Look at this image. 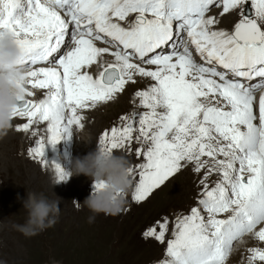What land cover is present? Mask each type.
Returning a JSON list of instances; mask_svg holds the SVG:
<instances>
[{"label":"snow or ice","instance_id":"6c2138e0","mask_svg":"<svg viewBox=\"0 0 264 264\" xmlns=\"http://www.w3.org/2000/svg\"><path fill=\"white\" fill-rule=\"evenodd\" d=\"M218 3L225 14L247 6L232 32L212 30L217 21L206 18ZM8 33L29 54L22 61L27 85L47 91L36 102L27 87L15 118L28 122L17 131L47 122L55 146L83 126L80 110L113 100L138 75L154 81L137 93L146 111L122 117L126 126L100 140L114 152L138 133L148 145L138 173L130 171V180L138 176L132 199L144 202L182 162L194 163L196 172L207 168L205 181L220 176L214 187L204 183L202 209L174 219L171 235L166 219L145 231L146 239L166 244L160 264H227L245 234L255 231L264 242V228L257 230L264 224V95L258 113L254 107L264 92V0H0V39ZM105 53L115 62L94 78L88 69ZM31 154L44 158L45 142ZM57 172L66 178L59 165ZM250 251L252 261L264 262V250Z\"/></svg>","mask_w":264,"mask_h":264},{"label":"rangeland","instance_id":"374dc122","mask_svg":"<svg viewBox=\"0 0 264 264\" xmlns=\"http://www.w3.org/2000/svg\"><path fill=\"white\" fill-rule=\"evenodd\" d=\"M215 9H223L222 4L219 3L210 6V12L206 13V17L215 18V20L217 21V23L211 26L212 28L223 30L225 28L224 22H222L221 19L217 18L216 15L211 14L216 11ZM242 10L243 6L241 7V9H237L235 12L239 17L238 20L242 18ZM132 19L134 18L130 17V20ZM237 21L234 22L233 25H229L226 31L232 29ZM96 43L99 44L98 42ZM100 44L103 45L102 43ZM142 66L145 67V65ZM134 80L135 84L132 83L129 87H127L128 89L125 94L126 101L122 107L120 106V103H117L119 107L115 103L112 104V107H105L106 109L102 110L101 112L99 111V113H104V117L108 115V119L106 118L102 120L104 126H111L112 128L114 126L113 123H115V119L121 120L122 117H128L130 120H132V108L134 107L135 102L131 99L133 95H137L136 92H138V90H141V88L143 89L142 86H144L145 83L141 78H136ZM31 91L34 92V96L32 98L38 95L37 90ZM119 109H122V112H124L125 116L123 113L118 111ZM96 118L97 117H91L90 120L89 118L87 120V117H85L84 121L85 125L89 123L93 126H96L97 130L93 133L90 131V129L84 132H80V135H78L77 139L71 143L73 151L76 150L79 157L84 151H86V146H88V150L94 149L93 154L96 153V141H98L96 140V138L100 135V132L102 130L100 129L98 131L100 120L98 118L96 120ZM41 123L42 122H40L39 124ZM45 128L48 130V125L45 126ZM39 131H41L40 128H38V130H34L33 132L31 131V134L35 135L37 138L35 139V141H32V147L25 148L24 151H22V147L17 146L20 140H13L12 144L14 145V147L12 148V150L14 151V148H16V154L13 157H10V152V154H1L2 151H0V158L2 159L0 162V170L2 168L5 169V171L0 175L1 181H7H5L1 185V188L3 190L0 191V233H5L2 236H6V233L7 235L9 234V237L7 236L6 239V243H3L2 239L0 240V264H160L161 261L167 259L166 244H161L155 239H146L144 236V231H146L150 226H156L157 222L164 221L166 219L169 223L168 235H171L174 232L173 223L174 219L177 216L181 214H190V210L193 207H202L199 204V201L204 198V186H202L200 191L198 184L201 183L200 180L205 174L199 175L196 174V172H189L193 175V179H190L191 186H185V184H187L185 183V180L189 179V175H187L188 173L183 174L182 172H178L175 174V177L173 179H170V181H168L164 186L158 188L157 192L152 193L147 199L148 201L146 203H137L132 199L136 184L138 182L137 176L136 180H131L132 187L126 194V205L121 214L117 216H105L103 214H99L96 216L94 223H89V216L93 215V213H91L90 210L86 207L78 208L77 205L73 202L75 200L82 204L90 196V191L85 192V186L92 182V178L89 177L88 182L85 183L87 185H82L81 189L83 190L78 193V196H72L73 199L71 198L69 200H64V197H62L65 203L60 202L59 204L61 212L59 221L54 227L49 228L42 232L40 235L34 237H25L20 232V235L16 237V235L13 233V231L15 230L14 224L17 222L23 224L26 220V212L23 210V201L27 199V192H36L38 194L43 193L51 200V195L47 193L44 186L39 182L38 175L48 174V169L46 166L47 161L49 160L48 156L50 151V144L47 143V132H43V138L41 136L42 134H39ZM97 132L99 133L98 135H96ZM20 133L27 135V132L22 131ZM137 134L138 133L133 134V150H131L130 152H125L123 154H116V151H114V153L116 155L125 157L129 161L131 168L135 169L138 173L140 164L145 162V159H142L140 156L138 159H136L131 155L132 153H136V151L141 150L142 144L140 143ZM100 140L101 138L99 139V141ZM40 141L45 142L46 156L44 155V158L37 159L31 153L32 150L37 147ZM88 142H91V144L88 145ZM143 148H147V145H144ZM126 149L127 146L123 150L125 151ZM61 150L63 149H59L58 147L55 150V153L57 152V158H59V153ZM47 151L48 154H46ZM9 158H11L12 161ZM178 177L179 179H177L176 181L175 179ZM54 183L56 184L57 180H55ZM60 183L61 182L57 183L56 185L61 186ZM210 185H212V183ZM2 196L3 198H1ZM3 209L5 210L6 214L5 212H3ZM130 211L132 212V214L130 213ZM128 214H130V216ZM204 214L205 217H207V214ZM229 216V213H225L218 216V218H228ZM80 231L83 233V235ZM137 234L141 235L140 238L137 237ZM13 236L15 238H13ZM247 236L248 235L245 234L239 241L234 242L233 249L237 244L239 245L241 242H243ZM70 238H74L73 243L70 242ZM80 241L83 243L80 245L83 250L78 247L81 243ZM84 241L86 242V245ZM154 241L156 243H153ZM77 247L78 251H83L81 252L82 254H75L70 251H73ZM246 247H243V252L240 254L241 260L239 259V262H241L242 264L244 262V259L249 260L247 254L249 253L251 255L250 249ZM86 249L88 250V252L85 251ZM228 260L229 261L227 262V264H234V262L237 261L234 259ZM239 262H237V264H240Z\"/></svg>","mask_w":264,"mask_h":264},{"label":"bare ground","instance_id":"6f19581e","mask_svg":"<svg viewBox=\"0 0 264 264\" xmlns=\"http://www.w3.org/2000/svg\"><path fill=\"white\" fill-rule=\"evenodd\" d=\"M219 4V3H218ZM220 4H222V3H220ZM223 7V6H222ZM216 8V7H215ZM217 9V8H216ZM215 9V10H216ZM214 10V9H213ZM209 12H210V10H209ZM236 12V10H234V11H232V12H229V13H223V9H220V10H216V11H214L213 13H211V14H214V15H216L217 16V18H219V19H221L222 20V22H224V27L226 28H224L223 30L224 31H226L227 30V28H228V26L229 25H233V23L234 22H236L237 20H238V16H237V14L235 13ZM207 16V15H206ZM132 18V17H131ZM206 18H208V17H206ZM131 20H130V17L128 18V21H126V22H121L122 23V25L123 26H127V24H128V22H130ZM236 24V23H235ZM221 26V25H220ZM223 28V27H222ZM212 30H217V31H219V29H214V28H212ZM229 30H231V29H229ZM70 31H71V28H70ZM99 44H97V46L98 47H106L105 45H101L100 44V42H98ZM189 47H190V50H192L191 49V45H189ZM64 51V49L62 48L61 49V52H63ZM168 51V49L166 48V50H164V52H167ZM193 52V51H192ZM193 57H194V53H193ZM194 59L196 60V58L194 57ZM115 62V60H114V57L112 56V55H110L109 53H105V54H103L100 58H99V60H98V62H97V64H95V65H93V66H91V68H89L88 69V72H89V74H91V75H93V77H98L99 76V73H100V71H102V69H103V67H106L107 66V64H109V63H114ZM36 67H39V66H36ZM145 67H150L152 70H155V66H147V65H145ZM136 78H141L145 83H144V86H142L143 87V89L141 88V90H138V92H140V91H145V90H148L150 87H151V85H152V83L154 82V81H152L150 78H146V77H140V76H138V75H135L134 77H133V79H136ZM132 83L131 82H129L128 84H126V86H125V89H124V91L122 92V93H118L116 96H115V98L113 99V100H111V101H109V102H107V103H100V104H98V105H96V106H93V107H90V108H88V109H84V110H80V112H79V115H81L82 117H83V120H82V127H80V126H73V129H72V136H71V138H68V136L67 135H65L60 141H58L57 142V144L55 145V146H53V145H51L50 144V147H49V156H48V158H49V160L47 161V169H48V171H47V175H43V174H40V175H38L39 176V182L44 186V188L46 189V191H47V193H49L51 196H50V198H51V200H60L59 202H64V200H69V199H71L72 198V196H78V193L79 192H81V190H83V189H81L82 188V185L83 184H85V183H87L88 182V180H89V177L88 176H86V175H84V174H79V175H75V173H73V176H71L69 179L67 178V176H66V178L64 179V180H67V181H61V179H60V176H59V174H58V172H57V165H59L60 166V168L61 169H63L65 172H73L74 171V166H75V162H76V160H84L86 157H88L90 154H93V150H88V146H86V151H84L81 155H80V157H79V155L77 154V151L76 150H74L73 151V147H72V145H71V143L73 142V141H75L76 139H77V137H78V135H80V132H84V131H87V130H89L90 129V131L93 133L94 131H96L97 129H96V126H93V125H91V124H89V123H87L86 125H85V121H84V119H85V117H87V120H88V118H89V120L91 119V117H97L99 120H100V123H99V125H98V131L100 130V129H102L101 130V132H100V135L96 138V140H98L99 141V139L100 138H102V136H103V133H105L106 131H109L110 129H112L113 127H116V128H120V127H123V126H126V124H127V121H125V120H123L122 118H121V120L120 119H115V123H113L114 124V126L111 128V126L110 127H108V126H104V124H103V122H102V120H104V119H106L107 117H108V115H106V117H104V113H99V111L101 112L102 110H104V109H106L105 107H112V104H117V103H120V106L122 107L124 104H125V101H126V96H125V94H126V92H127V87H129L130 85H131ZM135 84V83H134ZM27 87H29V90H33V89H31L30 88V86H28L27 85ZM138 87V86H137ZM37 91H38V95L36 96V97H34V98H32L34 101H36V102H39L40 100H42V99H44V98H46V95H47V91L46 90H39V89H36ZM136 90V89H135ZM138 92H136V93H138ZM133 93V92H132ZM128 95V94H127ZM131 95V94H130ZM261 95H264V92H259V93H256V101H255V110L257 111V113H258V103H259V98H260V96ZM132 96V95H131ZM31 98H28V99H31ZM131 100H133L134 102H135V105H134V107L132 108L133 109V117H132V120H135V118H136V114H141V113H143L144 111H146V109H144L142 106H141V100H140V98L139 97H137V95L135 94V95H133V97H132V99ZM115 101V102H114ZM118 105V104H117ZM115 107V106H114ZM118 107H119V105H118ZM117 107V108H118ZM125 109V108H124ZM131 109V110H132ZM113 111H114V109H113ZM119 112H121V113H123L124 114V112H122V109H119L118 110ZM125 111V110H124ZM120 116V115H119ZM121 116H123V115H121ZM124 116H125V114H124ZM112 117V116H111ZM97 118H96V120H97ZM108 119V118H107ZM15 121H13V124H14V128H13V131L12 132H9V134L7 135V136H5V137H0V151H2V153L1 154H6V153H9L10 154V157H13L15 154H16V152H15V149L16 148H14V151L12 150V148L14 147V145L12 144V142H13V140H20V142L18 143V145L17 144H15V145H17L18 147H22V151H24V149L25 148H28V147H32V141H35V139L37 138L35 135H33V134H31L34 130H38V128H40V130L41 131H39V134H42L41 136L44 138V136H43V132H47V143H48V140H49V135H50V133L48 132V130L45 128V126H47L48 124H47V122H42L41 124H39L40 123V121H38L37 120V122L33 125V127L27 132V135H25V134H23V133H20V132H22V131H17V128H18V126L19 127H21L24 123H27L26 121H27V118H20V117H17V118H15L14 119ZM44 124H46V125H44ZM32 131V132H31ZM90 133V132H89ZM91 133V134H92ZM99 133L97 132V134L96 135H98ZM74 135V136H73ZM137 136H138V134H137ZM79 141H81V140H79ZM98 141H96V152L98 151V149H97V144H98ZM138 141V140H137ZM83 142V141H82ZM132 142H134V141H130L129 143H128V145H127V149L124 151V150H116V154H118V153H120V154H123V153H125V152H130L131 150H133V146H134V144L132 145ZM76 143H77V141H76ZM49 144V143H48ZM74 144V143H73ZM84 144H85V141H84ZM88 145H90L91 144V142H88L87 143ZM142 144V143H141ZM138 145V144H137ZM144 145H147V144H142V146H141V149L144 147ZM148 146V145H147ZM57 147L60 149H63V150H61L60 151V153H59V158H57V152L55 153V150L57 149ZM82 148H83V146H82ZM84 148H85V146H84ZM47 149V148H46ZM80 149V148H79ZM26 152V151H25ZM134 152V151H133ZM24 153V152H23ZM30 153V152H29ZM46 154H48V151L46 152ZM86 154V155H85ZM88 154V155H87ZM134 158H136V159H138L139 158V156L143 159L144 158V156L143 155H141L140 154V150L139 151H136V153H132L131 154ZM26 156V155H25ZM46 156V155H45ZM86 156V157H85ZM35 157V156H34ZM35 158H37V159H40V157H35ZM219 158H222V157H219ZM11 161H12V159L11 158H9ZM145 159V158H144ZM203 160H205V161H208L209 160V158H207V157H203L202 158ZM1 158H0V162H1ZM5 160V159H4ZM42 162V161H41ZM210 162V161H209ZM21 163V162H20ZM25 164V163H24ZM42 164V163H41ZM17 165V164H16ZM14 166V165H13ZM8 168V167H7ZM26 168V167H25ZM41 169H43V168H41ZM195 164L194 163H191V162H189V163H185V162H182V168H181V170L179 171V172H182L183 174L184 173H188L187 175H189V179H187V180H185V183H187V184H185V186H188V185H190L191 186V184H190V179H193L192 178V174L191 173H189V172H196L195 170ZM5 171V169H1L0 170V175H1V173L2 172H4ZM19 171V170H18ZM36 171V170H35ZM40 171V170H39ZM196 174H199V175H203V174H205L202 178H201V183H199L198 184V187H199V190L202 188V186H204V183H206L207 182V184L209 185V187H214V185H215V183L220 179V176L218 175V174H216V173H213V174H211V175H208V179L205 181V176L207 175V168H205V169H203V170H201L200 172H196ZM19 176V175H18ZM3 177H5V176H3ZM175 177V175H173L172 177H170L162 186H164L168 181H170V179H173ZM36 178V177H35ZM177 179H179V177L178 178H176L175 180L177 181ZM55 180H57V181H60L61 183H60V185L61 186H59V185H56L55 183H54V181ZM6 181V180H5ZM5 181H1V176H0V191H2L3 189L1 188V185L5 182ZM17 181V180H16ZM7 182V181H6ZM212 183V185H210ZM23 184V183H22ZM28 184H30V183H28ZM5 185H6V183H5ZM85 185H87V184H85ZM161 186V187H162ZM196 186V185H195ZM86 188H85V192H88V191H90L91 193L95 190L94 189V185H93V181L92 182H90L87 186H85ZM198 190V191H199ZM21 191V190H20ZM158 191V189H156V190H154V192L153 193H155V192H157ZM201 191V190H200ZM8 195V194H7ZM80 196V195H79ZM62 197H64V200L62 199ZM84 197V196H83ZM1 198H3V196L1 197ZM9 198V197H8ZM7 198V199H8ZM73 199V198H72ZM85 199V198H84ZM5 201V200H4ZM148 200L146 199L145 201H144V203H146ZM8 202V201H7ZM65 203V202H64ZM64 203H63V205H64ZM5 204V203H4ZM7 204V203H6ZM70 204V203H69ZM60 207V206H59ZM71 208V207H70ZM83 208V207H82ZM87 208V207H86ZM85 208V209H86ZM133 208V207H132ZM139 208V207H138ZM201 209H202V207H200ZM15 209V208H14ZM4 210V209H3ZM133 210V209H132ZM1 211H2V209H1ZM87 211V210H86ZM3 212H5V210L3 211ZM78 212V211H77ZM129 213V212H128ZM130 213L132 214V212L130 211ZM5 214H6V212H5ZM85 214V213H84ZM204 214V212L202 211V215ZM81 215V214H80ZM86 215V214H85ZM101 215V214H100ZM129 216H130V214H128ZM205 215V214H204ZM229 215H230V213H229ZM1 216V215H0ZM86 217V216H85ZM110 218V217H109ZM126 218V217H125ZM124 218V219H125ZM81 219H83V218H81ZM87 219V218H86ZM108 220V219H107ZM110 220V219H109ZM5 222V221H4ZM85 222V221H84ZM108 222H110V221H108ZM87 223V222H86ZM16 224H21V223H15L14 225H16ZM65 227V226H64ZM100 227V226H99ZM103 227V226H102ZM260 228H264V224H261V225H258V227H257V230H259ZM4 229V228H3ZM100 229V228H99ZM0 230H1V228H0ZM96 230V229H95ZM101 230V229H100ZM140 230V229H139ZM79 231V230H78ZM142 231V230H141ZM81 232V231H80ZM145 232V231H144ZM13 233L16 235V237H18V235H20L19 234V231H17L16 230V228H15V230L13 231ZM82 233V232H81ZM97 233H98V231H97ZM137 233H140V232H137ZM3 234H5V233H3V232H1L0 233V240L2 239L3 241V243H6V239H7V236L9 235H7V233H6V236H2ZM11 235V234H10ZM14 235V236H15ZM82 235H83V233H82ZM138 235V234H137ZM248 236L245 238V240L243 241V242H241L239 245L237 244L236 246H235V248L231 251V254H230V258L229 259H234V260H237V261H235L234 262V264H237V262H239V259H240V254L243 252V247H246V248H249V249H252L251 247H253V248H259L260 250H264V242H259L258 241V239L256 238V235H255V231L253 232V233H249V234H247ZM13 236V238H15ZM140 234L137 236V237H139L140 238ZM5 237V238H4ZM9 237V236H8ZM74 237V236H73ZM75 238V237H74ZM74 238H70V242H72L73 243V239ZM77 238V237H76ZM83 238H86V237H83ZM9 239V238H8ZM12 239V238H11ZM81 239V238H80ZM82 240H84V239H82ZM15 241V240H14ZM86 241V240H85ZM84 241V242H85ZM8 242H9V240H8ZM81 242V241H80ZM259 242V243H258ZM13 243V242H12ZM153 243H156L155 241L153 242ZM78 244V243H77ZM81 244H83L82 242L79 244V246L78 247H80V249H82V247L80 246ZM63 245V244H62ZM69 245V244H68ZM85 245H86V242H85ZM78 247L76 248V249H74L73 251L72 250H70L72 253H75V254H80L81 252H83V251H78ZM85 247V246H84ZM83 247V248H84ZM95 247V246H94ZM66 248V247H65ZM79 249V250H80ZM85 249V248H84ZM90 249V248H89ZM83 250V249H82ZM33 251V250H32ZM69 251V252H70ZM86 252H88V250L86 249L85 250ZM94 251V250H93ZM66 252V251H65ZM6 253V252H5ZM99 253V252H98ZM245 253V252H244ZM251 253V252H250ZM82 254V253H81ZM248 255V257H249V260H247V259H244V262H243V264H264V262H260V261H252L251 260V255L248 253L247 254ZM241 260V259H240ZM229 261V260H228ZM227 261V262H228ZM121 263V262H120ZM240 264H242L241 262H239ZM28 264V263H27ZM229 264V263H228Z\"/></svg>","mask_w":264,"mask_h":264},{"label":"clouds","instance_id":"9594fccd","mask_svg":"<svg viewBox=\"0 0 264 264\" xmlns=\"http://www.w3.org/2000/svg\"><path fill=\"white\" fill-rule=\"evenodd\" d=\"M28 55L17 43V37L11 33L0 39V137L7 136L14 128L15 112L24 98L28 84L26 69L22 66V61ZM97 145L96 153L90 154L82 161L76 160L73 172L64 171L68 179L73 173L92 178L95 190L82 204L73 201L78 208L87 207L93 213L89 216V223H94L99 214H121L126 205V194L132 187L129 178L132 168L129 161L108 151L100 141ZM96 185L103 187L97 188ZM59 201L50 200L43 193L27 192V199L23 201L26 220L14 227L25 237L40 235L54 227L61 212Z\"/></svg>","mask_w":264,"mask_h":264},{"label":"water","instance_id":"95a60500","mask_svg":"<svg viewBox=\"0 0 264 264\" xmlns=\"http://www.w3.org/2000/svg\"><path fill=\"white\" fill-rule=\"evenodd\" d=\"M245 9H247V6H246V8ZM251 14V12L249 11V15Z\"/></svg>","mask_w":264,"mask_h":264}]
</instances>
